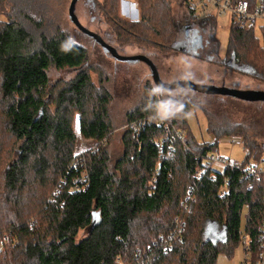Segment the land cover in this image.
Masks as SVG:
<instances>
[{
	"label": "trees",
	"instance_id": "trees-1",
	"mask_svg": "<svg viewBox=\"0 0 264 264\" xmlns=\"http://www.w3.org/2000/svg\"><path fill=\"white\" fill-rule=\"evenodd\" d=\"M134 1L138 16L130 20L118 14L121 0H99L117 42L161 52L175 48L176 0ZM52 11L49 0H0V264H215L218 255L231 258L244 233L255 254L264 216L262 178L247 176L241 165L209 167L205 158L219 139L239 136L248 150L242 164L259 159L264 140L258 119L233 120L230 108L212 99L216 94L184 86L172 88L178 110L164 108L160 116V92L170 89L153 82L125 112L122 151L112 159L109 77L88 63L87 49L68 29L51 22ZM205 19L214 30L216 19ZM228 30L226 52L220 58L215 43L216 56L264 81V44L252 25L234 20ZM185 44L192 53L190 41ZM51 67L76 72L52 81ZM191 91L204 100L186 94ZM84 104L79 134L98 144L76 156L70 136L58 137L56 129L60 118ZM196 108L207 118L209 141H197L189 130L186 114Z\"/></svg>",
	"mask_w": 264,
	"mask_h": 264
},
{
	"label": "rangeland",
	"instance_id": "rangeland-1",
	"mask_svg": "<svg viewBox=\"0 0 264 264\" xmlns=\"http://www.w3.org/2000/svg\"><path fill=\"white\" fill-rule=\"evenodd\" d=\"M71 0H49V5L53 9L51 22L61 25L72 38L81 43L88 52V59L92 65H99L105 76L109 77L105 86L110 91L111 99L109 101V115L112 122L111 135L107 148L111 158H115L121 151L122 131L127 126L125 123V112L137 106L141 96L146 91L145 88L151 85L154 87V75H152L149 61H151L159 75L162 84L178 83L179 81L196 83L200 86H213L219 88H229L233 90H258L264 92V81L256 78L252 73L244 71V67L236 66L239 70L231 66L230 61L226 62L220 59L227 49V39L229 34V23L231 16L216 15V26L212 30L205 18L195 17L198 22L190 19L191 13L185 4L176 0L171 6L172 17L177 24L176 47L168 52H161L158 49L144 47L140 44H119L115 35L110 30L108 22L105 20L99 0H76L74 4V14L83 28L101 36L104 42L112 46L119 56L131 57L133 55L145 56L148 60L136 58V60H119L115 58L108 50L106 51L94 37L85 34L75 23L68 18V5ZM119 16L134 20L138 16V7L134 0L121 1ZM190 15V17H189ZM74 23V24H73ZM59 27V26H58ZM192 29H199L197 32L199 46L197 47L198 56L193 53H187L184 50L186 32ZM252 29L259 43L264 44V20L256 19ZM214 31V37L212 33ZM218 45V58L216 56V45ZM233 67V68H232ZM74 68L57 69L51 67L49 70V79L54 81L58 78L69 79L75 74ZM93 83H97V76L90 74ZM147 89V88H146ZM159 102V113L163 114L164 108L168 111L178 110L179 103L172 98L178 95V91L170 89L161 91ZM191 96H196L204 100L203 94L198 92H187ZM168 95V96H167ZM224 94H216L212 97L214 102L228 106V114L233 120H249L251 116L258 119L257 130L260 138L264 140V100H244L235 97H229ZM232 98V99H230ZM164 102V103H163ZM80 111H75L73 115L64 119L60 118V123L56 129V135L62 137L64 134L69 135L74 149V155L82 156L84 151L96 150L98 142L93 139H87L79 134V119L87 114V106L81 105ZM255 116V117H254ZM189 130L192 132L197 141H209L211 134L206 130L207 118L200 108L191 109L186 114ZM177 134H181L178 131ZM241 137L232 138L225 136L219 139L215 150L212 152L215 156L227 157L231 160H243L245 150L241 143ZM264 158V153L262 154ZM82 175L85 176V164L82 165ZM218 168V167H217ZM216 168V169H217ZM219 169V168H218ZM82 181V180H81ZM64 182L59 183L56 190L51 191L52 197L55 192L59 193ZM212 225L209 230L215 231ZM86 229L78 232V238L84 237ZM4 237V235L2 236ZM3 240L0 241V245ZM242 246H237L231 258L218 255L216 264H238L242 261ZM218 261V262H217Z\"/></svg>",
	"mask_w": 264,
	"mask_h": 264
},
{
	"label": "built area",
	"instance_id": "built-area-1",
	"mask_svg": "<svg viewBox=\"0 0 264 264\" xmlns=\"http://www.w3.org/2000/svg\"><path fill=\"white\" fill-rule=\"evenodd\" d=\"M183 3L187 6L193 17H214L216 19V15L224 16L229 14L231 16L230 22L235 20L239 23L240 26L245 27H248V25H253L256 19L264 20V1L261 0L253 4L248 0H183ZM158 122L161 123L160 120H158ZM244 150L245 154L248 153V150L246 148ZM205 159V163L207 166H211L213 168L218 167L219 170L225 169L226 167H239L241 165L242 171L245 172L247 176L254 175L257 177H261L262 183L264 185V158L262 156H260L259 159L250 158V160H248V162L245 164H242V160L237 161L231 160L227 157L223 158L221 156H215L212 152H210ZM202 170L203 169L200 168L198 173H200ZM80 175H82V173H80ZM81 178L82 177H80V179ZM81 180L83 181V179ZM219 194L221 196H224V186L220 189ZM256 239L258 244L255 250V254H253L250 248V245L252 243L250 235L244 233L241 236L243 258L242 261H240V263L238 264H264V216L262 223L258 226Z\"/></svg>",
	"mask_w": 264,
	"mask_h": 264
},
{
	"label": "water",
	"instance_id": "water-1",
	"mask_svg": "<svg viewBox=\"0 0 264 264\" xmlns=\"http://www.w3.org/2000/svg\"><path fill=\"white\" fill-rule=\"evenodd\" d=\"M76 0H71L68 7V12H69V17L70 19L75 23V25L77 26V28H80L85 34L90 35L91 37L93 36L94 39L107 51H109L115 58L119 59V60H136V58H142L145 59L146 61L148 60L145 56H141V55H133L131 57H127V56H119L116 52V50L110 46L108 43L106 44L104 42V40L101 38L100 35L94 33V32H90L88 30H86L85 28L82 27V25L80 24V22L77 20L75 14H74V4H75ZM198 38L195 37L193 39L192 45H193V50L192 53L194 55H198V50L197 47L198 45ZM191 53V54H192ZM149 65L151 67V71H152V75H154V81L155 83L160 86L161 88L165 89H172V88H178L179 86H184L186 88L189 89H195L197 91H200L202 93H210V94H224V95H228V96H232V97H237L240 99H244V100H264V92L263 91H258V90H250V91H242V90H233V89H229V88H219V87H213V86H200L196 83H191V82H185V81H179L178 83H171V84H162L160 82L159 79V75H157L156 69L153 65V63L151 61H149ZM204 237L207 239H210L209 234L206 233L204 234Z\"/></svg>",
	"mask_w": 264,
	"mask_h": 264
},
{
	"label": "flooded vegetation",
	"instance_id": "flooded-vegetation-1",
	"mask_svg": "<svg viewBox=\"0 0 264 264\" xmlns=\"http://www.w3.org/2000/svg\"><path fill=\"white\" fill-rule=\"evenodd\" d=\"M197 34V31H195V29H192L189 31L186 32V35H185V42H186V39L187 41H190L191 45H192V42H193V39L195 38V35Z\"/></svg>",
	"mask_w": 264,
	"mask_h": 264
},
{
	"label": "crops",
	"instance_id": "crops-1",
	"mask_svg": "<svg viewBox=\"0 0 264 264\" xmlns=\"http://www.w3.org/2000/svg\"><path fill=\"white\" fill-rule=\"evenodd\" d=\"M126 1V0H125ZM225 137V136H224ZM233 138V137H232ZM218 262V261H217ZM216 264V263H215Z\"/></svg>",
	"mask_w": 264,
	"mask_h": 264
}]
</instances>
